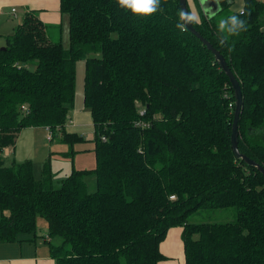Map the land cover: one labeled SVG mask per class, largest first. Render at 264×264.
Instances as JSON below:
<instances>
[{
    "label": "trees",
    "instance_id": "1",
    "mask_svg": "<svg viewBox=\"0 0 264 264\" xmlns=\"http://www.w3.org/2000/svg\"><path fill=\"white\" fill-rule=\"evenodd\" d=\"M193 1L200 21L193 28L240 84L238 150L264 169V4L243 0V15H226L245 21L246 30L222 43L216 17L232 1L216 0L212 17ZM59 3L67 49L32 12L0 47V243L36 238L42 218L47 239L59 241L49 244L55 264H158L167 231L181 227L185 264H264V176L234 156L228 77L194 34L177 27L178 0H160L146 17H133L117 0ZM79 60L95 168L56 180L46 162L37 180L31 161L5 163L4 150L21 130L42 127L50 141L61 136L72 160L83 142L65 131ZM230 207L234 222H188L198 211Z\"/></svg>",
    "mask_w": 264,
    "mask_h": 264
},
{
    "label": "crops",
    "instance_id": "2",
    "mask_svg": "<svg viewBox=\"0 0 264 264\" xmlns=\"http://www.w3.org/2000/svg\"><path fill=\"white\" fill-rule=\"evenodd\" d=\"M231 1L232 4L230 8H234L235 10L233 11L238 13L240 9L243 8V0H238V7H234V0ZM187 4L190 13L195 12L199 17V12L194 1L188 0ZM199 8L204 15L211 17L208 12L203 11L201 6ZM12 10H14V14L16 15L14 18L16 19H18V12L20 13L19 15L22 16V20L24 15L29 12L35 14L37 19L46 27L49 39L51 41L61 40L63 47L67 49L68 46H65L69 43V23L68 17L60 11L59 0H0V18H2V15H12ZM3 24L4 23L0 20V29ZM65 131L71 134H78L79 137H82L84 140L93 136L90 113L83 104L76 105L75 107L73 101V105L69 112V120L65 125ZM45 132L46 128L41 127L21 130L14 147H9L4 150V162L20 163L31 161L35 167V172H38V174L40 173V175L43 165L49 162L54 179L59 180V173L56 172L57 166H54V163L60 157L71 160L70 157L65 156L69 148L67 151L64 148H60L59 145L61 143H56L55 139L47 141L46 138H44ZM40 141L43 144H41ZM80 149H83V146L77 150L73 149L75 153L71 160L72 165L74 163V156L83 153V151H79ZM79 168L84 170L87 169L82 167ZM181 234V227H173L167 231L166 237L159 245V251L164 257V260L158 262V264H185ZM32 238L31 236H22L20 237V242L8 244L0 243V264H55V260L49 253V244L53 243L54 240L47 239L46 224L40 222L37 227L36 238Z\"/></svg>",
    "mask_w": 264,
    "mask_h": 264
},
{
    "label": "rangeland",
    "instance_id": "3",
    "mask_svg": "<svg viewBox=\"0 0 264 264\" xmlns=\"http://www.w3.org/2000/svg\"><path fill=\"white\" fill-rule=\"evenodd\" d=\"M234 7H238V0H234ZM259 1V0H258ZM262 1V2H261ZM259 2L264 3V0H261ZM188 2V0H187ZM233 10L234 8L226 12V14L222 15H217L216 21L218 24V21L221 18H225L226 15H230L231 13H235ZM242 9H240L241 11ZM240 11L238 13H240ZM20 13L18 12L17 16L18 19L14 18L13 15H2V18H0L1 22L4 24L2 25L0 29V47L5 44V38L13 33V30L16 28V26L21 22L22 16L19 15ZM69 45V43H68ZM66 45L65 47H67ZM68 48V47H67ZM75 98H74V106L76 105H82L83 104V83H84V60H79L76 62L75 65ZM42 128V127H41ZM58 134V133H57ZM56 135V133H55ZM44 138L47 139V133L45 132ZM56 143H61V136L58 135L56 138ZM93 136H90L86 138L85 140L83 139V142L77 143L74 145L73 149L77 150L83 146V149H80L79 151H83L82 154H76L74 156V163L72 165L70 159H63V158H58L56 162L54 163V166H57L56 172L59 173V177L63 178L65 176H68L71 171L74 170L77 171H91L95 168V156L93 154ZM59 141V142H58ZM41 143V141H40ZM43 144V143H41ZM60 148L67 149L69 148L67 145L61 143L59 145ZM61 150V149H60ZM68 152V151H67ZM7 163V162H6ZM79 167L82 168H87V169H80ZM90 168V169H88ZM33 170L35 173V179L39 180L41 178L40 173L35 172V167L33 165ZM85 184H86V189L88 193H93L96 190V184H95V177L92 174H88L85 179ZM236 214H237V209L234 207L230 208H224V209H213V210H201L193 214L188 218V222L192 224H200V223H229V222H234L236 219ZM43 223L46 224L45 221L42 218H38L37 223ZM47 227V226H46ZM53 245H58L59 241L54 240Z\"/></svg>",
    "mask_w": 264,
    "mask_h": 264
},
{
    "label": "water",
    "instance_id": "4",
    "mask_svg": "<svg viewBox=\"0 0 264 264\" xmlns=\"http://www.w3.org/2000/svg\"><path fill=\"white\" fill-rule=\"evenodd\" d=\"M198 3L199 6L202 7L203 11L208 12L211 17L214 16L219 11V7L216 0H198ZM178 6L180 9V15L181 13L185 15L189 14L186 0H178ZM181 22L184 24V28H186L189 32L194 34L203 43V45H205L206 48L214 55L215 60L218 62L220 68L228 77L231 89L233 91V96L235 99V109L233 112V121L231 125V138H230L231 147L235 158L241 159L246 165L256 168L264 176V169L260 165L248 159L246 156L242 155L238 150V121L243 104L241 88L238 80L235 78L231 69L227 66V63L222 57V55H220L218 51L213 49V47L195 31V29L192 26V23H184L183 21Z\"/></svg>",
    "mask_w": 264,
    "mask_h": 264
},
{
    "label": "clouds",
    "instance_id": "5",
    "mask_svg": "<svg viewBox=\"0 0 264 264\" xmlns=\"http://www.w3.org/2000/svg\"><path fill=\"white\" fill-rule=\"evenodd\" d=\"M117 4L121 9L130 12L133 17H146L158 10L160 0H117ZM240 14L243 15L242 10ZM180 20L184 23L200 22L195 12L187 15L181 13ZM177 27L183 29L184 24L178 23ZM217 30L222 37L221 42L223 43L229 36H237L242 30H246L245 21L239 19L236 15L221 18L218 21Z\"/></svg>",
    "mask_w": 264,
    "mask_h": 264
},
{
    "label": "built area",
    "instance_id": "6",
    "mask_svg": "<svg viewBox=\"0 0 264 264\" xmlns=\"http://www.w3.org/2000/svg\"><path fill=\"white\" fill-rule=\"evenodd\" d=\"M242 11H243V9H242ZM12 12V15L14 16V17H16V15L14 14V10H12L11 11ZM240 13H241V11H240ZM230 107H231V105H230ZM20 111L22 112V114H26L27 113V106H25V105H21L20 106ZM142 113H144L143 111H141ZM142 113H141V115H142ZM145 124H142V123H139V126H144ZM52 139V132L51 131H49V130H47V141H50ZM102 139V141H105V138L104 137H102L101 138ZM170 199L171 200H174V197H170Z\"/></svg>",
    "mask_w": 264,
    "mask_h": 264
}]
</instances>
